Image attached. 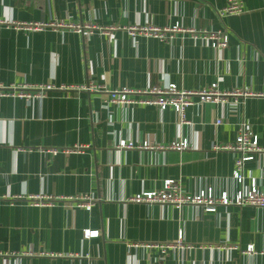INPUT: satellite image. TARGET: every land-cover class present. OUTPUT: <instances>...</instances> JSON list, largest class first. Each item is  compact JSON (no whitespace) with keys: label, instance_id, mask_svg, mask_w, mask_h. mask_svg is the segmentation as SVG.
<instances>
[{"label":"crops","instance_id":"crops-1","mask_svg":"<svg viewBox=\"0 0 264 264\" xmlns=\"http://www.w3.org/2000/svg\"><path fill=\"white\" fill-rule=\"evenodd\" d=\"M227 1L0 0V86L54 88L41 98L0 97V264H264L262 208L216 205L206 213L128 202L165 180L188 195L210 188L229 199L253 182L264 186V153L244 164L241 186L232 178L237 155L213 150L232 144L241 123L264 150V0H242V14L220 18ZM30 23L92 29L14 28ZM146 25L221 32L228 46L125 31ZM170 84L254 96L195 103L180 125L172 108L109 104L82 89ZM182 140L186 149L170 148ZM121 141L134 148L120 149ZM54 149L80 153L47 152ZM84 196L89 211L78 207ZM85 230L99 236L84 239ZM180 232L184 247L161 253Z\"/></svg>","mask_w":264,"mask_h":264},{"label":"built area","instance_id":"built-area-1","mask_svg":"<svg viewBox=\"0 0 264 264\" xmlns=\"http://www.w3.org/2000/svg\"><path fill=\"white\" fill-rule=\"evenodd\" d=\"M243 12V2L242 0H228L226 5L218 10V16L220 18L226 16L240 15ZM3 24V22H0ZM65 27L72 29L76 33H80L82 30H91V27L82 26H63L55 24H19L14 28L16 30H26V31H40L45 28H59ZM99 30V29H98ZM130 37H135L137 35H142L148 38L158 39L160 41H166L172 38L174 33L188 34L192 39L201 40L209 44L213 49L219 51L223 50L228 46L227 36L221 32H207L205 30L198 31L193 29H182L178 26L172 28H156L150 25L146 26H133L125 30ZM104 32V31H102ZM216 85H212L208 89L201 91H184L179 90L174 84L168 85L166 88H146L144 90H134L127 88H119L116 90H107L103 86L92 85L86 88H82L85 91L96 92L98 94H104L106 96V103L120 105V106H155L159 110H165L166 108H172L178 116V122L180 125L188 124L185 119V111L187 108L193 106L195 103H214L223 104L228 98H241L245 99L250 96H254L248 91L235 90L233 92H219L215 89ZM54 89L51 85L44 87H23L22 90L4 88L0 86V97H18L22 99H34L41 98L44 96L45 92ZM256 96V95H255ZM138 97V98H134ZM193 98L197 100L194 101ZM222 124L221 120H216L215 125L220 126ZM188 146L186 140L175 143L170 148L182 150L186 149ZM120 149H132L134 144L132 142L121 141L118 145ZM144 148L149 147L148 144H144ZM215 151H229L237 155L234 161V169L232 173V178L237 183L241 184L244 180L243 167L246 162L253 161L256 154L264 153L259 145L257 136H255L246 123H241L240 127L235 136V140L232 144L225 146L215 145L213 146ZM52 156H56L59 153L69 154V153H80L77 150L72 149H62V150H48L47 151ZM261 179L264 180V169L261 171ZM128 202L135 204H160V205H171L174 208L180 209L185 205H192L196 208L202 206L204 212L214 213L216 205H234L238 207H255L264 209V186L261 188L257 187L253 182L252 186L249 188L241 187L236 193L233 199H229L226 193H223L219 198H214L212 190L210 188L201 190L195 195L185 194L179 182L174 180H165L162 187L159 190L147 191L138 193L131 198ZM41 205H50V203H41ZM93 206V201L91 198L86 196L80 198L79 208H83L86 211L91 210ZM99 236V231L85 230L83 232L84 239L96 238ZM154 247V246H148ZM157 247V246H156ZM184 246L182 244V234L178 235V238L174 244H165L159 246L161 253L166 250L182 249ZM189 248V247H186ZM246 254H253L252 248H248L245 251Z\"/></svg>","mask_w":264,"mask_h":264}]
</instances>
